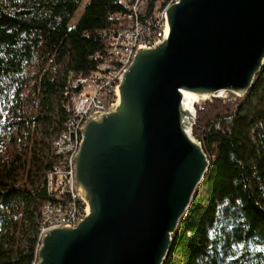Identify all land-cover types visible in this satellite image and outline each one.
<instances>
[{
  "label": "water",
  "instance_id": "95a60500",
  "mask_svg": "<svg viewBox=\"0 0 264 264\" xmlns=\"http://www.w3.org/2000/svg\"><path fill=\"white\" fill-rule=\"evenodd\" d=\"M90 2V0H89ZM137 50L119 100L90 116L75 159L89 211L47 231L36 264H163L210 159L199 102L243 97L264 65V0H179Z\"/></svg>",
  "mask_w": 264,
  "mask_h": 264
},
{
  "label": "trees",
  "instance_id": "16d2710c",
  "mask_svg": "<svg viewBox=\"0 0 264 264\" xmlns=\"http://www.w3.org/2000/svg\"><path fill=\"white\" fill-rule=\"evenodd\" d=\"M0 0V264H36L51 199V141L68 75L90 74L118 0ZM193 134L210 159L163 264H264V65L243 97L199 102Z\"/></svg>",
  "mask_w": 264,
  "mask_h": 264
},
{
  "label": "built area",
  "instance_id": "2783aa9c",
  "mask_svg": "<svg viewBox=\"0 0 264 264\" xmlns=\"http://www.w3.org/2000/svg\"><path fill=\"white\" fill-rule=\"evenodd\" d=\"M178 1L118 0L126 10L118 15L120 25L101 30L104 46L92 56L96 60L95 68L87 76L75 77L72 72L68 75L63 104L67 119L51 141L56 163L48 172L51 199L41 207L37 220L39 246L47 231L76 226L88 213L75 174L82 128L90 116L109 112L119 100L121 78L135 53L163 41L169 32L167 10Z\"/></svg>",
  "mask_w": 264,
  "mask_h": 264
},
{
  "label": "rangeland",
  "instance_id": "374dc122",
  "mask_svg": "<svg viewBox=\"0 0 264 264\" xmlns=\"http://www.w3.org/2000/svg\"><path fill=\"white\" fill-rule=\"evenodd\" d=\"M88 2V0H85V2H83L82 6L76 11L73 19L70 22V26H75L76 23L78 22V20L80 19V17L82 16L84 10H85V5Z\"/></svg>",
  "mask_w": 264,
  "mask_h": 264
},
{
  "label": "bare ground",
  "instance_id": "6f19581e",
  "mask_svg": "<svg viewBox=\"0 0 264 264\" xmlns=\"http://www.w3.org/2000/svg\"><path fill=\"white\" fill-rule=\"evenodd\" d=\"M185 215V214H184Z\"/></svg>",
  "mask_w": 264,
  "mask_h": 264
}]
</instances>
